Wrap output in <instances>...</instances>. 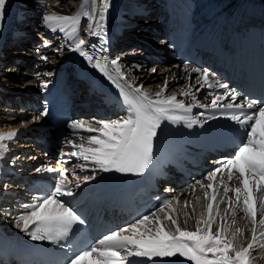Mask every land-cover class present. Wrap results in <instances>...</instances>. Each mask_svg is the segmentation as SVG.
Listing matches in <instances>:
<instances>
[{"label":"snow or ice","instance_id":"snow-or-ice-1","mask_svg":"<svg viewBox=\"0 0 264 264\" xmlns=\"http://www.w3.org/2000/svg\"><path fill=\"white\" fill-rule=\"evenodd\" d=\"M8 0H0V22L3 21ZM108 0H104L102 8L98 12L84 10L86 4H81L72 15H63L58 12H48L42 17L43 24L52 32L59 31L65 34L66 39L72 40L74 46L70 47L73 52L79 53L88 63L100 71L110 80L117 89L124 103L128 105V115L122 119L112 121H97L99 127L93 128L84 121H72L67 124L69 129L75 133L77 130H84L97 135H89L85 146L84 142L75 144L69 140L68 143L79 148V152H73L86 163L79 165L80 172L87 170V162L93 165L92 171L99 169L101 172H117L142 174L149 166L153 158L154 138L162 121L167 120L173 124L183 122L188 128L201 121L186 115L192 111V106H186L183 100H178L175 94L165 96L169 81L164 80L160 91L151 93L144 90L143 85L135 86V82H129L122 71L120 58L109 60L107 57L96 55L95 51L87 50V40L78 35L81 17H88L94 24H89V35L99 36L105 39L107 30L105 26V12L108 9ZM106 42V40H105ZM45 46H50L45 42ZM58 49L57 51H59ZM103 52V47L100 48ZM47 60V57H42ZM111 65V70L109 66ZM138 67V66H136ZM188 72L189 66H184ZM153 72L157 70L152 69ZM115 72L116 75H113ZM191 72H201L198 68H191ZM175 79V77H173ZM203 81L204 85L209 84V73L205 70L197 78V82ZM42 87H47L42 82ZM224 88L226 85L219 84ZM183 96H191L195 100V94L189 91H181ZM233 103H226L223 108L228 117L239 126L243 134L242 142L232 157H224L219 167L214 168L205 177L204 181H197L191 185L193 193L197 186L204 194L207 203L204 205L205 213L196 220L194 230H187L180 227L178 219H174L167 213L164 219L169 220L175 226V232L164 230L160 217L156 212L145 215L131 224L132 236H121L120 232H112L105 235L98 241L97 245L80 251L67 261V264H132L134 257L153 258L184 257L192 264H250V256L257 248V241H261L259 247H264V106H258L256 100L247 103H235L237 96L231 94ZM221 96H215L210 105H199L200 107L219 108ZM184 113L177 115L176 113ZM41 115H46L41 113ZM35 119H39L36 117ZM18 136V132L11 131L0 133V158H3L8 151L5 140L11 141ZM83 137L81 140L83 141ZM93 145L95 147H93ZM37 173H57L53 190L47 195L35 197V203L25 205L27 211L16 217V226L21 232L26 233L34 241L47 240L59 244L66 239L77 224L84 221L63 197L74 195L73 183L66 175V169L44 167L36 168ZM227 173V182L223 174ZM221 174L217 186V175ZM76 180L75 188L81 187V180L89 182L95 179V175L73 174ZM233 180L239 182L238 187H230ZM207 181V183L205 182ZM219 188H222L223 195H219ZM211 189V194L209 193ZM229 193H233L235 199ZM201 198L196 197L199 202ZM173 201H179L178 196L164 200L159 212L170 208ZM186 207L190 202L185 200ZM215 204V214H214ZM226 204L223 215L220 205ZM195 212V209H192ZM238 212L244 214V218L251 223L252 239L246 247L237 248L235 234L229 232L227 225L228 217H232V223L236 222ZM259 213V219H257ZM188 219L192 215L185 212ZM155 217V220L152 218ZM155 223L159 225L154 235H145L140 232L142 226ZM187 223V219L185 220ZM203 225L201 227L200 225ZM215 225V227H213ZM120 231H128V228ZM151 232V229H146ZM236 233L243 232L236 228ZM136 233H140L136 236ZM131 245V248L129 247ZM121 249L126 252L121 255ZM211 254V255H209Z\"/></svg>","mask_w":264,"mask_h":264},{"label":"bare ground","instance_id":"bare-ground-1","mask_svg":"<svg viewBox=\"0 0 264 264\" xmlns=\"http://www.w3.org/2000/svg\"><path fill=\"white\" fill-rule=\"evenodd\" d=\"M193 1L196 9L201 12L202 15L206 13L211 14L213 11L220 12L230 5L239 6L240 4H244L243 0ZM103 3L104 0H14L11 14L12 29L10 32L12 34H17L16 32L18 30L21 34L26 35L22 38L15 35V44L13 45L14 51L10 54H6V52L3 51V55L0 59V93L13 103L11 107H7V105H3L0 101V132H18L20 138L18 142L20 141L21 143H19V145H14L15 143L11 144L10 141L5 140L7 144L18 146V148L22 150L28 148L31 150V148H33L30 142H23L22 139L25 133L19 132L34 124L43 123L39 119H35L36 117L33 114L28 115L27 112H23L19 107L15 106V101L17 99L22 100L26 98L27 95L32 94L36 90V82L32 79V75L34 74V69L44 63L42 57L50 58V61L46 62V64L51 66L52 61L68 57L73 52L70 50V47L74 46L72 40L66 39L64 33L59 31L52 32L50 29L46 28L42 20L43 15L48 12L72 15L80 9L81 4H86L84 10L91 11L95 9L97 12L96 19L98 20V12L102 8ZM108 5V9L105 12L106 19L104 23L107 27H115L119 30L117 35H113L109 60L117 57L120 58L122 71L125 73L128 81H134L135 86L143 85L144 90L155 93L160 91V87L163 85L164 80L167 79L169 83L164 93L165 96L180 94L182 90L192 92L196 96H199L196 87L198 86L197 78L201 73H198L197 76L191 80L188 77L191 71L190 68L188 72H185L184 67L176 65L172 60L167 58L165 51L160 46H158V48L162 50V54L168 60L163 62L154 60L150 62L151 66L149 67V71L144 72L142 70L143 66L150 64L148 63L149 61L144 58V55L149 52V50L138 48L133 44L131 45V36L136 35V37L140 39L139 44L142 46H148L145 43H151L150 41L154 35L148 29V26L153 27L154 25H147L146 23H151L154 17L153 13L157 10L156 1L108 0ZM143 15L144 17H142ZM90 23L94 24L95 21H90L88 17H81L78 32L80 38L86 39L89 36L88 26ZM139 33L141 34L138 36ZM45 42H49L50 46L46 47ZM8 46L10 45L8 44L7 48ZM58 49L60 50L57 51ZM23 54H26L25 56L29 55V59L24 58ZM19 60L21 61L20 63L18 62ZM153 68L157 71L153 72ZM45 69H47V67H45ZM39 71L40 70H38V72ZM173 77H175V79H173ZM9 90L17 91L18 93L10 92ZM12 113H14L15 116H13ZM66 147L67 145L64 143L59 151L64 155H70L75 152L74 150H68ZM34 148L36 149L34 153L37 154V158L39 159L42 155L38 153L37 147ZM8 152L11 158L25 154V151L24 153L20 151L15 152L14 149H9ZM27 158L30 159V156ZM46 163L47 162L44 164ZM173 192L174 196L179 197V201L176 202V204L172 203L173 209L168 210L167 214L171 215L174 219H178L181 228L189 230L194 229L196 227V220L200 219L201 215L205 213L204 205L206 202L202 199V193L197 189L195 193H193L190 187L187 186L173 189ZM222 194V188H220L217 199ZM197 196L201 198L199 202L196 200ZM185 200L190 202L188 207L184 204ZM193 208L195 209L194 213L192 212ZM223 210L224 206L221 204L220 211L222 215ZM185 212L190 213L192 218L188 219L185 216ZM186 219L187 223H185ZM257 219H259V213ZM8 224L11 225L10 223ZM200 226L202 227L203 225L201 224ZM226 226L229 227V230L234 227L240 228L243 231L245 230L243 234L244 238H248L249 235L252 234L250 231L251 223L244 218L242 212L237 213L236 222L234 224L232 223V217L229 216ZM213 227H215V225ZM165 229L173 232L175 231V226L172 225L169 220H165ZM247 241L248 239L245 240V243Z\"/></svg>","mask_w":264,"mask_h":264},{"label":"rangeland","instance_id":"rangeland-1","mask_svg":"<svg viewBox=\"0 0 264 264\" xmlns=\"http://www.w3.org/2000/svg\"><path fill=\"white\" fill-rule=\"evenodd\" d=\"M17 34L16 35H18L19 36V38H22V37H24L26 34H21L18 30H17V32H16ZM21 36V37H20ZM26 55V54H25ZM24 54H23V57L24 58H28L29 59V55H27V56H25ZM165 55H167L166 53H165ZM19 63L21 62L20 60L18 61ZM151 66V63L150 64H148L147 66H143L142 67V70L145 72H147V71H149V67ZM158 76H160V75H158ZM10 91V90H9ZM10 92H17V91H10ZM18 93V92H17ZM19 140V139H18ZM10 143L11 144H14V145H19V143H21L20 141L18 142V141H10ZM24 144V143H23ZM17 148V149H16ZM16 148H12V149H14L15 150V152L16 151H20L21 153H24V151H25V155L26 154H29V156H30V160L31 159H35V158H37L38 156H37V154H35L34 152H35V148L33 147V148H31V150L28 148V149H21V148H18V146H16ZM21 149V150H20ZM31 153H34L35 155H33V156H31L30 154ZM28 156V157H29ZM28 159V158H27ZM39 160V159H38ZM40 161V160H39ZM263 264H264V262H263Z\"/></svg>","mask_w":264,"mask_h":264}]
</instances>
